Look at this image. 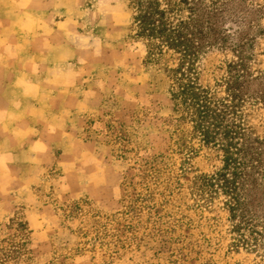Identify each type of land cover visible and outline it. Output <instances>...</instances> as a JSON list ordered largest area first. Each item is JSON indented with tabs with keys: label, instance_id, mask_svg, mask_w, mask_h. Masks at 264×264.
Masks as SVG:
<instances>
[{
	"label": "rangeland",
	"instance_id": "rangeland-1",
	"mask_svg": "<svg viewBox=\"0 0 264 264\" xmlns=\"http://www.w3.org/2000/svg\"><path fill=\"white\" fill-rule=\"evenodd\" d=\"M75 1L68 21L86 42L74 39L84 102L70 157L54 146L56 157L23 167L20 186H0V264H264L262 250L231 247L223 198L206 206L194 186L222 156L173 113L166 69L177 57L147 61L129 0ZM202 2L219 8L212 23L231 28L228 43L244 46L256 78L246 123L264 139V0ZM213 43L200 60L207 87L234 59Z\"/></svg>",
	"mask_w": 264,
	"mask_h": 264
},
{
	"label": "trees",
	"instance_id": "trees-1",
	"mask_svg": "<svg viewBox=\"0 0 264 264\" xmlns=\"http://www.w3.org/2000/svg\"><path fill=\"white\" fill-rule=\"evenodd\" d=\"M135 36L146 45L147 61L166 53L177 57L166 69L173 113L199 141L221 153V167L193 180L203 204L223 198L231 247L264 252V139L248 132L246 115L256 81L243 45L228 43L231 28L216 30L219 8L203 9L202 0H129ZM210 41L229 48L234 59L213 87L200 83V60ZM213 43V44H214ZM264 105V89L258 94Z\"/></svg>",
	"mask_w": 264,
	"mask_h": 264
},
{
	"label": "crops",
	"instance_id": "crops-1",
	"mask_svg": "<svg viewBox=\"0 0 264 264\" xmlns=\"http://www.w3.org/2000/svg\"><path fill=\"white\" fill-rule=\"evenodd\" d=\"M10 2L11 0H0V31L10 27L7 10L4 8V5ZM75 4V0H31V9L37 13H42L47 22V35L29 37V43L19 60L9 61L6 65L0 62V107L6 106L14 74L24 67V63L28 58L35 57L38 62L46 58L40 67L41 79H43L46 69L56 63L62 56H67L68 62L74 67L80 64L79 52L74 47V39L68 35L69 32L76 33L74 31L75 27L72 23L66 24L70 16L68 12L74 10ZM19 38L20 36L17 34L12 37V40L15 42ZM45 41L49 45L48 48L43 46ZM76 80L79 81V79ZM79 84L75 81L71 88L52 89L51 95L42 104L35 100L24 101L26 104H35L38 108L42 107L48 121L56 125V130L49 132L47 124L40 120L27 118L24 121L25 124H29L36 129V134L30 136L22 145H13L18 159L15 164L9 166L15 179L7 187V192L14 185L20 186L22 184L20 175L24 166H30L38 162L44 163L47 157H56L53 156L54 146H60L61 148V154L58 157H70L66 147H69L68 144L72 136L71 129L80 119L76 118L75 115H77L80 106L84 102V91L77 90ZM0 139H3V133H0Z\"/></svg>",
	"mask_w": 264,
	"mask_h": 264
},
{
	"label": "clouds",
	"instance_id": "clouds-1",
	"mask_svg": "<svg viewBox=\"0 0 264 264\" xmlns=\"http://www.w3.org/2000/svg\"><path fill=\"white\" fill-rule=\"evenodd\" d=\"M4 8L7 10L10 27L0 31V62L6 65L9 61L21 58L29 43V37L46 36L48 25L42 13L31 9V0H11ZM67 23H72L71 19ZM17 34L20 38L13 42L12 37ZM68 35L86 42L85 38L74 32H69ZM43 46L49 47L47 41ZM45 60L43 58L38 62L35 57L28 58L24 67L14 74L6 106L0 107V133H3V139H0V185L3 187H7L15 179L9 167L18 159L13 145H22L30 136L36 134V129L24 121L27 118L40 120L47 124L49 132L56 130V125L48 121L42 107L38 108L35 104H26L24 101L35 100L42 104L49 98L52 89L71 88L80 75L68 62V57L62 56L46 69L41 79L40 67Z\"/></svg>",
	"mask_w": 264,
	"mask_h": 264
}]
</instances>
